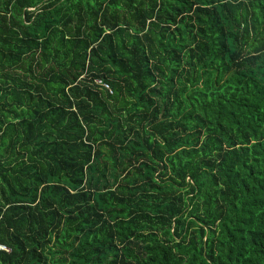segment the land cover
I'll list each match as a JSON object with an SVG mask.
<instances>
[{
	"label": "trees",
	"instance_id": "16d2710c",
	"mask_svg": "<svg viewBox=\"0 0 264 264\" xmlns=\"http://www.w3.org/2000/svg\"><path fill=\"white\" fill-rule=\"evenodd\" d=\"M0 264H264V0H0Z\"/></svg>",
	"mask_w": 264,
	"mask_h": 264
},
{
	"label": "built area",
	"instance_id": "2783aa9c",
	"mask_svg": "<svg viewBox=\"0 0 264 264\" xmlns=\"http://www.w3.org/2000/svg\"><path fill=\"white\" fill-rule=\"evenodd\" d=\"M106 88L108 89V87L106 86Z\"/></svg>",
	"mask_w": 264,
	"mask_h": 264
}]
</instances>
